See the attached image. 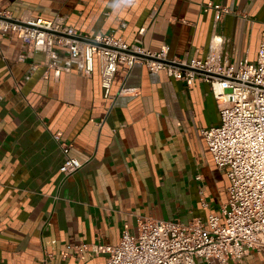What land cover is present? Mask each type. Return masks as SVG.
Instances as JSON below:
<instances>
[{"label": "crops", "instance_id": "obj_1", "mask_svg": "<svg viewBox=\"0 0 264 264\" xmlns=\"http://www.w3.org/2000/svg\"><path fill=\"white\" fill-rule=\"evenodd\" d=\"M0 10L63 18L88 37L139 39L150 51L168 45L177 60L214 53L237 66L256 61L264 38V0H0ZM22 53L16 34L0 32V264H107L105 246L139 219L222 214L229 179L202 133L221 123L208 82L120 65L107 96L98 59L86 75L60 48L70 69L57 75L44 53ZM63 142L82 162L68 175ZM227 264H264V250Z\"/></svg>", "mask_w": 264, "mask_h": 264}, {"label": "built area", "instance_id": "obj_2", "mask_svg": "<svg viewBox=\"0 0 264 264\" xmlns=\"http://www.w3.org/2000/svg\"><path fill=\"white\" fill-rule=\"evenodd\" d=\"M209 7L228 11L212 2ZM0 32L16 34L22 40L25 53L21 59L44 53L47 66L57 75L70 69L60 64V48L67 50L68 60L80 63L86 75L94 72L98 59L107 96L120 65L129 71L141 63L153 73L164 72L176 80L206 81L219 102L221 123L203 128L202 133L216 165L229 179V199L222 214H210L207 222L201 218L187 223L139 219L137 233L125 231L118 244L105 246L107 264H197L198 258L209 264H227L230 259L242 260L251 249L264 250V38L256 61L240 59L235 66L214 53L177 60L169 57L168 45L150 51L139 39L128 43L112 35L88 37L63 18H13L0 10ZM220 41L213 38V42ZM55 139L60 135L55 134ZM61 146L64 160L60 171L68 175L82 162L70 154L71 144Z\"/></svg>", "mask_w": 264, "mask_h": 264}, {"label": "rangeland", "instance_id": "obj_3", "mask_svg": "<svg viewBox=\"0 0 264 264\" xmlns=\"http://www.w3.org/2000/svg\"><path fill=\"white\" fill-rule=\"evenodd\" d=\"M224 176H225V177L227 176L226 172H225ZM227 177H228V176H227ZM137 232H138V229H137V230H135V232H134V233H137Z\"/></svg>", "mask_w": 264, "mask_h": 264}]
</instances>
